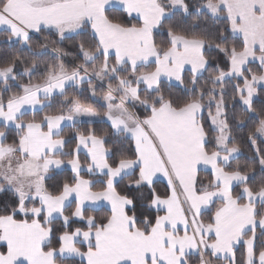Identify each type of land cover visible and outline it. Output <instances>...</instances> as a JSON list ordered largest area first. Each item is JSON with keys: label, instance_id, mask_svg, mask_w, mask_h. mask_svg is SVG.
<instances>
[{"label": "snow or ice", "instance_id": "snow-or-ice-1", "mask_svg": "<svg viewBox=\"0 0 264 264\" xmlns=\"http://www.w3.org/2000/svg\"><path fill=\"white\" fill-rule=\"evenodd\" d=\"M0 264H264V0H0Z\"/></svg>", "mask_w": 264, "mask_h": 264}]
</instances>
